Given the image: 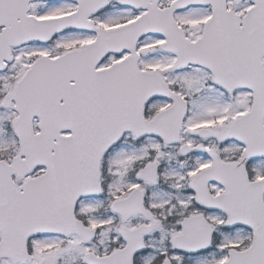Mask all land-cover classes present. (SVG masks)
Segmentation results:
<instances>
[{
    "label": "snow or ice",
    "instance_id": "1",
    "mask_svg": "<svg viewBox=\"0 0 264 264\" xmlns=\"http://www.w3.org/2000/svg\"><path fill=\"white\" fill-rule=\"evenodd\" d=\"M0 264H264V0H0Z\"/></svg>",
    "mask_w": 264,
    "mask_h": 264
}]
</instances>
